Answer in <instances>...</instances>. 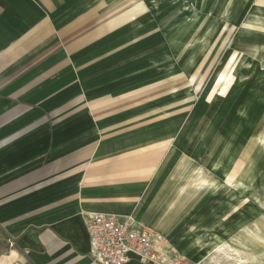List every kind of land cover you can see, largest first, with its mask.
Segmentation results:
<instances>
[{
	"label": "crops",
	"instance_id": "crops-1",
	"mask_svg": "<svg viewBox=\"0 0 264 264\" xmlns=\"http://www.w3.org/2000/svg\"><path fill=\"white\" fill-rule=\"evenodd\" d=\"M244 14L259 23L264 0H0L3 261L95 264L91 211L128 215L197 261L247 200L234 184L264 198L219 136Z\"/></svg>",
	"mask_w": 264,
	"mask_h": 264
},
{
	"label": "rangeland",
	"instance_id": "rangeland-1",
	"mask_svg": "<svg viewBox=\"0 0 264 264\" xmlns=\"http://www.w3.org/2000/svg\"><path fill=\"white\" fill-rule=\"evenodd\" d=\"M187 3L189 5L190 1ZM182 7L183 9L192 8L186 6L185 3H182ZM253 16L255 15L244 14L241 16L240 23L248 31L250 30L248 34L246 33L247 30H245V42H228L235 56L232 69L237 72L236 78L229 89H235L236 91L233 92L235 97L228 101L227 107H233L232 110H228L223 116H220L218 126L220 144L223 143L224 145L221 152H229L228 162L237 153V155L241 153L247 155L249 161L245 170L249 171L248 169L252 167L253 173L255 172L252 182L258 186L260 182L264 185V16L261 17L259 23H256L258 19H255ZM235 30L236 26H233L227 37L232 36ZM209 43L211 44V42ZM192 50L195 52V48ZM173 53L177 54V49H174ZM190 64L189 66H192ZM229 89L228 91H230ZM226 90L227 88L222 92L220 91V95H226ZM224 103L222 102L221 104L225 107ZM229 190L231 194L235 195V200H239V196L247 198L244 203L246 213L242 215L243 224L241 228L239 227L230 236H224V239L232 245L237 246L240 249L241 255L248 258L249 264H253L251 261H255L251 259L252 257L259 259L258 264H264V247L256 248L251 242L252 237L250 238L249 235L250 230L255 231V233H264V198L256 202V199L240 190L237 184H234ZM212 210L213 212L215 211L214 208ZM250 212H256L257 215L259 213V215L251 218L248 216ZM227 216H230L232 219V217L237 215L231 211ZM227 216L223 220L227 219ZM238 218V216L235 217V219ZM258 223L259 227H262V231L257 228ZM208 243L209 240L207 239L206 244L200 249L206 247ZM4 259L6 258L2 256V249L0 248V264H8L3 261ZM199 263L215 264L207 260Z\"/></svg>",
	"mask_w": 264,
	"mask_h": 264
},
{
	"label": "built area",
	"instance_id": "built-area-1",
	"mask_svg": "<svg viewBox=\"0 0 264 264\" xmlns=\"http://www.w3.org/2000/svg\"><path fill=\"white\" fill-rule=\"evenodd\" d=\"M84 215L88 255L95 264H124L132 257L148 264H200L187 258L153 229L136 224L128 215L106 211ZM8 243L12 245L10 239Z\"/></svg>",
	"mask_w": 264,
	"mask_h": 264
},
{
	"label": "bare ground",
	"instance_id": "bare-ground-1",
	"mask_svg": "<svg viewBox=\"0 0 264 264\" xmlns=\"http://www.w3.org/2000/svg\"><path fill=\"white\" fill-rule=\"evenodd\" d=\"M190 21V18L188 19ZM190 23V22H189ZM188 23V24H189ZM162 54H159L155 57H159ZM188 88V87H187ZM187 133V132H186ZM247 183L243 185V188L247 190ZM242 197L239 196V199ZM233 206V205H232ZM244 203L242 206L236 208L234 212L239 217L238 219H235V217H227V219H224L221 223H217L214 227V229L209 231V243L206 245V247L203 248L201 256L197 257V262H202L203 260H207L208 262H213L215 264L225 263V264H249L248 258L244 255H241L240 249L237 246L232 245L231 243L227 242V240L224 239V236H230L232 233L238 230V228H241L242 223V215L246 213V209L244 207ZM253 206V205H252ZM264 208V207H263ZM258 213V212H257ZM248 215L251 218L257 217L259 215L255 213H249ZM204 228H208V226H204ZM258 229H261L262 227H259V223L257 225ZM258 231V230H257ZM250 238L252 244L256 248H263L264 247V233L256 232L253 230H250ZM246 237V236H245ZM249 238V237H246ZM251 259L255 261H251L253 264H258L259 259L252 257Z\"/></svg>",
	"mask_w": 264,
	"mask_h": 264
}]
</instances>
